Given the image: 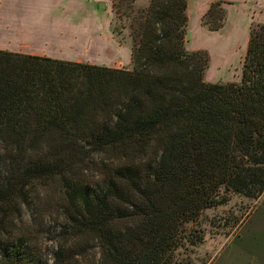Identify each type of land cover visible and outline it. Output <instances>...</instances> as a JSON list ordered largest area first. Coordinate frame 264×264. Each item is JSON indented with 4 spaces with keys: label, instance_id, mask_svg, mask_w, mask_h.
I'll return each instance as SVG.
<instances>
[{
    "label": "trees",
    "instance_id": "1",
    "mask_svg": "<svg viewBox=\"0 0 264 264\" xmlns=\"http://www.w3.org/2000/svg\"><path fill=\"white\" fill-rule=\"evenodd\" d=\"M224 2L202 16L211 31ZM187 8L150 0L128 17L127 68L0 50V264H177L204 210L264 193V23L251 25L241 81L208 82V52L186 48ZM98 155L116 164L81 183L75 169ZM54 178L62 221L48 257L13 227Z\"/></svg>",
    "mask_w": 264,
    "mask_h": 264
},
{
    "label": "rangeland",
    "instance_id": "2",
    "mask_svg": "<svg viewBox=\"0 0 264 264\" xmlns=\"http://www.w3.org/2000/svg\"><path fill=\"white\" fill-rule=\"evenodd\" d=\"M101 1L100 5L104 3V6L100 11L107 10L110 15L111 35L109 38L102 36V45L94 53L97 59L92 63L127 68L131 63L129 18L146 8L150 0ZM189 1L186 48L208 52L210 61L204 79L208 82H240L247 42L244 9L240 6L256 4V0L236 3L238 7L231 10L229 17L226 12L224 26L217 31L209 30L201 22L200 14L208 0H203L202 4L198 0H188V4ZM260 2L262 4L254 5L256 8L246 10L252 19L256 18L252 23L264 21V0ZM233 3L225 1L223 6L227 9V5L230 8L229 4ZM115 164V158L109 156H89L75 172L81 183L96 186ZM62 199L59 179L36 184L29 207L22 212L21 218L15 219L16 227L13 228L23 232L27 242L43 256L51 257L56 248V230L62 221ZM187 228L190 232L188 239L195 244L188 242L178 248L175 254L177 264H257L251 257L257 241H262V234L254 238V232L264 230V193L258 199L234 194L227 204L204 210L195 222L187 224ZM94 255L95 250H91L88 259ZM88 263L84 261V264Z\"/></svg>",
    "mask_w": 264,
    "mask_h": 264
},
{
    "label": "crops",
    "instance_id": "3",
    "mask_svg": "<svg viewBox=\"0 0 264 264\" xmlns=\"http://www.w3.org/2000/svg\"><path fill=\"white\" fill-rule=\"evenodd\" d=\"M202 1L198 0L201 4ZM215 1L219 0H208L205 3L200 14L201 22L203 12L207 11L210 4ZM221 1L235 2L229 4L230 8L227 5L228 17L231 10L238 7L240 1L248 3V0ZM101 2L103 1L0 0V50L106 66V64L92 63L97 59L94 53L96 48L102 45V36L109 38L111 35L110 15L107 10L100 11L104 6V3L100 5ZM190 3L189 1L188 6ZM254 3L256 4L240 6L244 9L247 29V42L243 55H246L252 21L256 19H252L253 17L251 18L246 10L262 4L260 0ZM261 234L262 241H257V246L252 249L254 252L251 258L257 264H264V230L254 232V238Z\"/></svg>",
    "mask_w": 264,
    "mask_h": 264
}]
</instances>
